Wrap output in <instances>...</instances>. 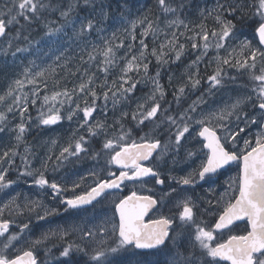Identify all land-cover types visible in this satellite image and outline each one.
I'll use <instances>...</instances> for the list:
<instances>
[{"label": "snow or ice", "instance_id": "6c2138e0", "mask_svg": "<svg viewBox=\"0 0 264 264\" xmlns=\"http://www.w3.org/2000/svg\"><path fill=\"white\" fill-rule=\"evenodd\" d=\"M156 5L159 15L155 19L142 15L127 21L129 27L122 32L129 40L127 46L116 32L102 35L110 7L104 0H6L0 7V55L15 59L28 52L31 30L41 25L47 29L45 35L51 36L71 24L74 40L84 44L75 71L67 67L70 59L43 69L34 61L27 65L21 61V71L0 94V133L8 130L15 141L0 150V191L15 183L8 178L15 167L19 176L33 177V184L50 192L59 205L48 207L41 199L28 198L21 203L19 194L5 203L0 208V264H47L40 255L41 248L50 252V238L63 241L71 234H78L81 243H67L60 255L83 253L89 258L85 264H116L118 255H137V250H151L158 257L149 264H264V0H213L211 6L198 9L199 20L195 23L184 16L189 7L186 0H156ZM80 11L89 14L70 19ZM51 15L63 23L52 27L56 21L48 19ZM209 19L212 28L206 23ZM138 27L142 29L139 33ZM94 35L99 44L89 40ZM149 36L153 37L151 48L146 42ZM159 37L163 38L156 42ZM25 42L27 46H22ZM189 45L195 59L186 66L183 80L175 87L174 108L165 100L161 69L181 61ZM121 49L125 51L118 55ZM221 50L224 55H220ZM209 51L216 54L208 60V64L215 65L207 76L208 95L236 80L229 76V68L246 73L251 88L219 107H203L207 101L199 96L181 108L186 89L196 90L201 85L200 65ZM153 58L154 75L150 71ZM77 74V82L69 88L68 77ZM113 74L116 78L110 79ZM172 79L170 75L169 84ZM140 84H150L151 88L137 99ZM38 101V116L33 121L29 108ZM133 101L135 108L126 110ZM78 113L77 131L72 138L58 154L50 149L39 160V167H34L33 160L38 157L26 141L33 123L37 128L50 127L63 119L72 121ZM13 120L17 122L13 124ZM253 125L256 130L249 135ZM94 138H102L99 151L91 150ZM50 143L55 145L57 141ZM81 154L96 162L95 170L88 173L92 183L87 188L76 191L81 188L83 176L78 181L47 178L50 169L55 172L70 158H83ZM17 158L20 165L16 164ZM177 165L187 166L185 174H171ZM230 165H236L237 173L229 176L221 185L223 190L217 192L212 185L224 174L221 170ZM166 180L174 184H169L160 197L135 190L124 196L118 194L128 187L127 182H138L143 188L149 183L163 186ZM201 182L209 185L208 192L205 197L194 198L190 193ZM69 191L71 196H66ZM209 193L215 203L206 199ZM109 196L114 205L110 219L91 227L70 225L29 238L33 216L44 221L59 215L61 208L63 212L86 211L85 206L94 207V201L102 203ZM165 201L176 211L168 208L166 214ZM202 203L209 207L202 209ZM5 211L10 216H27L28 220H21L17 229L10 231L14 221L4 217ZM203 213L217 216L213 226L200 218ZM237 221H246L243 234H231V226Z\"/></svg>", "mask_w": 264, "mask_h": 264}, {"label": "rangeland", "instance_id": "374dc122", "mask_svg": "<svg viewBox=\"0 0 264 264\" xmlns=\"http://www.w3.org/2000/svg\"><path fill=\"white\" fill-rule=\"evenodd\" d=\"M5 2L6 0H0V7H2ZM212 4H213V0H203L202 2H199L198 4H196L194 8L186 9L184 16L187 17L188 20H191L193 23L198 22L199 20L198 9L206 5L211 6ZM85 14H81V15L75 14L70 19L76 20L77 16L82 19L84 16H86ZM130 20H135V19H131V18L123 17V16L121 17L120 15H117V14L111 15L109 13V17L104 25L105 31L102 33V35L109 36L112 32H116L118 38L123 39L125 46H127L129 43V40L126 39L122 35V32H123V28L129 27L127 21H130ZM208 21H206L207 25H208ZM59 26L60 25H56L52 27H59ZM76 26L78 27V23ZM141 30L142 29L138 27L137 33H139ZM46 31L39 37L35 39H31L32 43L30 46V50L26 53L18 54L17 58L14 59L11 55H8L7 57L0 55V94H2L3 89L8 84V82L12 78L17 76L19 72L21 71V61H23L25 65H27L28 62L30 61H34L35 65L41 69L47 68L49 65L55 67L56 64H63L65 59L71 60V63H69L67 67L73 68V71H75L74 66H77V67L80 66V61L77 59V57L83 54L81 52V49L84 47V44L80 42L79 40H74L73 26L71 24H67L64 26L62 31L55 33L51 36L45 35ZM162 38L163 37H159L156 42H159V40ZM89 40H91L93 43H96V44L100 43L99 38L95 35L92 37H89ZM138 40H139V36L137 37V41H136L137 47H138ZM152 41H153V37H152ZM117 42H119V40H117ZM181 42H183V38H181ZM253 44H257L254 39H253ZM22 46H27V42ZM152 46H153V43H152ZM152 46H149V48H151ZM124 51L125 49H121L118 55H122ZM215 54L216 53L214 51H209L208 56L205 57L204 62L201 63L200 69L202 68L201 66H203V64H206V63L208 64V60L211 59ZM220 55H224L223 50L220 51ZM57 56L61 57L60 61L56 60ZM85 59H87L86 56H85ZM192 59H195V54L191 51L190 45H189L187 54L181 58V61L171 63L169 68H166L167 67L166 65L161 69L160 82L162 84L164 83V81L167 83L168 77L171 75L173 77L172 83L174 84V90H173L174 92L175 87L178 84V82H181L183 80V74L186 70V66L190 63ZM153 62L154 61L152 60V63ZM171 65L179 66V68L175 69L174 67H171ZM210 65L213 71V68L215 67V65L214 64H210ZM85 67H88V65H85ZM167 69H168V73L164 79V75L167 72ZM56 71L58 73L61 72L59 68H57ZM150 71L154 75L156 71V65L153 67H151L150 65ZM227 71H228L229 76L236 77V80L234 82L230 81L224 89H221L220 91H214V94L212 95L207 94L208 84L205 85L201 82L200 87L196 90L186 89V92L188 94L186 98L181 99L180 107L181 108L187 107V105L190 104L193 100H196L197 97L203 96V98L207 101V103L203 105V107L215 108V107H219L221 104L225 102H229L232 98L238 95H241L250 90L251 83H248V81L247 82L244 81L243 77H241V76H244V78L246 77L248 79L247 75L246 76L245 75H233L232 72L239 73L237 69L229 68L227 69ZM116 72L118 73V69L116 70ZM61 74L63 75V73ZM78 76L79 74H77V76L68 77L67 86L69 88L75 85V83L77 82ZM115 78H116L115 74L110 76V79H115ZM48 83H49V88H51L52 87L51 78H49ZM61 83H64V81H61ZM150 88H151L150 84L138 85L137 92L135 93L136 98L138 99L142 96L147 95V94H142L143 93L142 90L150 89ZM25 91H27V88L25 89ZM173 92L171 94L170 100H172L171 104L174 107L175 102L173 100ZM43 94L44 93L42 92L41 95ZM39 106H40V102L38 101L36 106L29 108V112L33 118V121H35V118L38 116L37 109L39 108ZM108 107L109 109H111V104H109ZM134 108H135V101H133L131 106L127 108L126 110L131 111ZM246 110L249 112V114H253V110L251 108H248ZM79 115L80 114L78 113L77 116L74 117L72 121L63 119L58 124L54 126H50V127L37 128L35 124L33 123V126L30 129L26 137V141L30 146L34 148V152L37 154V157H38V159L33 160L34 167H39V160L43 159L45 155L49 154L50 149H51V152L58 154L60 148L64 146L66 142H68L72 138L73 133L77 131V120H78ZM94 115H99V114L97 113ZM256 115H257V118L259 119V114H256ZM109 117H111V112H109ZM16 122H17L16 120L12 121L13 124ZM255 130H256L255 125H253L248 134L251 135V131H255ZM79 132L82 133L83 130L80 129ZM163 138H165L164 135L161 136V139ZM96 139H99L100 141H102V138H94L90 141V143L91 142L93 143V140H96ZM51 140H56L57 143L53 145L50 143ZM14 143H15L14 138L8 132V130H5V132L0 133V150L10 147ZM93 147L94 146L92 145L91 150H94V151L100 150V148L98 149V148H93ZM189 147H191V144L189 145ZM196 147L198 148V144L196 145ZM20 151L23 152V146H21ZM81 155L83 157V154ZM20 163H21L20 159L17 158L16 164L20 165ZM95 164L96 162L93 161L90 157H83L79 160H77L76 158H70V160L65 161V163L58 170H56L55 172H52L50 169L46 175L49 180H52L53 178H55L58 182L61 181L63 177H64L63 178L64 180H68V181H78L80 180L82 176L85 177L81 185V188L76 190L77 192H79L82 189L87 188V186L92 183V179L91 177L88 176V173L89 171L95 170ZM21 170H23L22 165H21ZM101 175H105V173H101ZM8 178L14 180L15 183L12 185L10 189L0 191V208H2L3 205L7 203L12 197L17 196V194H19L20 196L21 203L24 202L25 198L32 199V200L41 199L44 201V203L48 207L59 206L57 204V201L52 199V195L50 194V192L40 189L39 187L34 185L33 177L19 176L15 167L9 172ZM68 187L71 188L70 183ZM65 195L71 196V191H69ZM112 205H113L112 198H107L102 203H100L94 210H90L89 212H86V213L63 212V210H61L59 215L49 217L48 219L44 221H37L35 217L33 216L32 223L30 225L32 231H31L29 238L36 239L40 237L41 234L46 233L49 230L55 231L59 228L68 227L70 225L78 224L80 227H91L92 224H100L104 222L105 220L110 219L114 215V207ZM208 215L210 214L208 213ZM208 215H206V213H203L200 218L206 223L207 226H213L211 225L210 222H212V216L214 215H210V216ZM4 217L10 218L14 221L12 227L10 228V231H15L18 225L20 224L21 220H24L25 222H27L28 220L27 216H16L15 214L10 216L8 211H5ZM241 230H243V228H241ZM67 243H81L79 239V235L71 234L68 237H66L65 240L63 241L57 240L55 237H52L48 241L47 247L52 249L54 247L53 245L55 246L60 245L59 251L61 252L63 247H65ZM46 253H47V249L42 247L40 251V255H43V254L46 255Z\"/></svg>", "mask_w": 264, "mask_h": 264}, {"label": "trees", "instance_id": "16d2710c", "mask_svg": "<svg viewBox=\"0 0 264 264\" xmlns=\"http://www.w3.org/2000/svg\"><path fill=\"white\" fill-rule=\"evenodd\" d=\"M202 1L203 0H186V3L189 5L188 8H194L196 4ZM104 3L105 5H110V7L108 8V11L111 15L117 14V15L131 18V19H136L138 16H142V15H148L150 18L155 19V17L159 15V9L156 5V0H104ZM82 13L84 14L86 13L85 15L89 14L88 11L86 12L80 11L75 14L81 15ZM48 19L52 21H56V23H53L52 26L60 25L63 22L62 20H57L56 15H51L48 17ZM212 26H213V22L209 20L208 27L211 28ZM39 27H33V29L31 30L30 39H35L46 31V28L44 26L41 27L40 30H39ZM246 31L249 32V37L251 38L250 30L246 29ZM254 40L257 43V40L256 39ZM147 42L149 43V46H152V37H149ZM153 61L154 62L151 64V67L156 65L154 58H153ZM169 67H170V64L167 65L166 68H169ZM171 67H174L175 69L179 68V66H175V65H171ZM201 67H202L200 69V76L202 78L201 82L206 85L207 76L212 74V67L210 64H207V63L203 64V66ZM167 73H168V69L164 75V79ZM232 73L233 75H247L246 73L245 74H240L237 72H232ZM244 79L246 82L249 80L247 78H244ZM248 83H250V81H248ZM163 85L165 86V90L167 91V96L165 100L167 103L171 104L172 100H170V98L174 90V84L173 83L169 84L168 82L166 83L164 81ZM149 90L150 89H143L142 94H147ZM131 123H134V122H131ZM131 123H130V126H131ZM146 130L148 129H145V131ZM142 134L143 133H139V135H142ZM101 144L102 142L99 139L93 140V143H92V145L94 146L93 148H98V149L100 148ZM243 229L245 228L243 227ZM59 246L56 245L51 249L50 252H47L46 255L44 254L41 255L44 259H46L47 264H64L65 261H67L68 264H85V261L89 259L83 253H79V252H72L68 257H62L60 255L61 252L59 251L60 250ZM138 253L139 254L137 255H132L130 253L120 254L115 258L116 264H138V261H143L145 262V264H149V262L154 261L158 258L154 255L143 254L140 252Z\"/></svg>", "mask_w": 264, "mask_h": 264}, {"label": "flooded vegetation", "instance_id": "af4514ba", "mask_svg": "<svg viewBox=\"0 0 264 264\" xmlns=\"http://www.w3.org/2000/svg\"><path fill=\"white\" fill-rule=\"evenodd\" d=\"M147 131V130H146ZM143 135V134H142ZM186 165H177L176 166V169L175 171H173L171 174L172 175H176V176H179V175H182V174H185L183 169H186ZM112 170H116L115 166H112ZM224 174L219 178L218 182L214 185H212V187L217 191V192H221L223 189L221 188V185H224L225 184V181L228 179L229 176H235L236 173H237V167L236 165H230L227 167V170H221ZM128 183V187L126 188H123L122 191H120L118 194L120 196H124V195H128L131 193V191L135 190L138 192V194H143V195H155L157 197H160L162 195H164L165 192L168 191V185L169 184H174L173 181L171 180H166V183L165 185L161 186V185H155L154 183H149L147 184L145 187L141 188L139 183L137 182L135 185H133L132 182H127ZM201 185H203V187H201ZM148 189H152L151 192L148 191ZM208 189H209V185L208 184H204L203 182H201V184H198L196 186V190L194 193H190L195 197H205V193L208 192ZM108 198H112L111 196H109ZM214 198L213 194L209 193V195L206 197V199H212ZM103 199V198H102ZM105 199H103L104 201ZM214 199H213V203H214ZM165 203H167V208L165 209V213L166 214H169L168 213V208H171L173 210V212L176 211V209L174 208V205L171 204V203H168L167 201H165ZM100 203H96L94 204V207H90V208H86L87 210L86 211H79V210H69L68 212H72V213H86V212H89L90 210H94ZM201 208H207L209 207L207 204H204L202 203L201 204ZM114 207V205H112ZM61 210H63L61 208ZM152 215V214H151ZM150 215V216H151ZM206 215H208V213H206ZM210 216V215H208ZM217 219V216H212V222L211 225H214V222L215 220ZM246 226V222L244 223H241V224H236L235 226L232 227V233L231 234H243L244 232V229L241 230V227L245 228ZM225 233L228 232L227 231H224ZM220 238V237H219ZM226 238V236H225ZM140 252V251H139ZM140 253H143V254H148V255H152L151 254V251H148V252H140ZM221 264H229V263H226V262H221Z\"/></svg>", "mask_w": 264, "mask_h": 264}, {"label": "water", "instance_id": "95a60500", "mask_svg": "<svg viewBox=\"0 0 264 264\" xmlns=\"http://www.w3.org/2000/svg\"><path fill=\"white\" fill-rule=\"evenodd\" d=\"M102 199V198H101ZM93 204H96V202L94 201L93 202ZM93 205H88V206H85V208H90V207H92ZM152 213H150L149 215H151ZM244 222H246V221H237V222H235V224L234 225H232L231 227H233V226H235L236 224H241V223H244ZM11 227V226H10ZM223 231H227V229H225V230H223ZM137 251H140V252H148V251H151V250H137ZM223 262H226V263H229V262H227V261H223Z\"/></svg>", "mask_w": 264, "mask_h": 264}, {"label": "bare ground", "instance_id": "6f19581e", "mask_svg": "<svg viewBox=\"0 0 264 264\" xmlns=\"http://www.w3.org/2000/svg\"><path fill=\"white\" fill-rule=\"evenodd\" d=\"M85 12H86V11H85ZM113 13H114V12H113ZM82 14H84V13H82ZM121 17H122V16H121ZM41 27H43V25H42ZM41 27H39V30H40ZM249 38H250V37H249ZM174 74H175V72H174ZM245 76H246V75H245ZM243 77H244V76H243ZM245 78H246V77H245ZM243 79H244V78H243ZM244 81H245V79H244ZM248 81H249V80H248ZM240 83H241V82H240ZM234 84H235V83H234ZM234 87H235V86H234ZM237 88H238V87H237ZM169 93H170V92H169ZM174 107H176V106H174ZM163 139H164V138H163ZM198 147H199V145H198ZM85 168H86V167H85ZM62 173H63V172H62ZM58 174H59V173H58ZM62 175H63V174H62ZM59 178H60V177H59ZM63 178H64V177H63ZM63 178H62V179H63Z\"/></svg>", "mask_w": 264, "mask_h": 264}]
</instances>
